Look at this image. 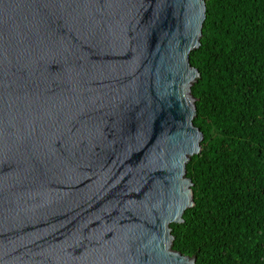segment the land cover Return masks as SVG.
<instances>
[{
	"label": "water",
	"instance_id": "obj_1",
	"mask_svg": "<svg viewBox=\"0 0 264 264\" xmlns=\"http://www.w3.org/2000/svg\"><path fill=\"white\" fill-rule=\"evenodd\" d=\"M203 0H0V264H194Z\"/></svg>",
	"mask_w": 264,
	"mask_h": 264
},
{
	"label": "trees",
	"instance_id": "obj_2",
	"mask_svg": "<svg viewBox=\"0 0 264 264\" xmlns=\"http://www.w3.org/2000/svg\"><path fill=\"white\" fill-rule=\"evenodd\" d=\"M190 87L200 150L171 248L194 264H264V0H203Z\"/></svg>",
	"mask_w": 264,
	"mask_h": 264
}]
</instances>
